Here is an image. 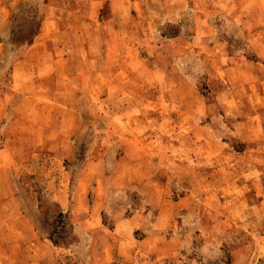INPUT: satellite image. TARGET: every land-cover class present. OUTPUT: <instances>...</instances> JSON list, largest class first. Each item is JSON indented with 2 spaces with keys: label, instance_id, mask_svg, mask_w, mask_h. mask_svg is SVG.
Instances as JSON below:
<instances>
[{
  "label": "rangeland",
  "instance_id": "374dc122",
  "mask_svg": "<svg viewBox=\"0 0 264 264\" xmlns=\"http://www.w3.org/2000/svg\"><path fill=\"white\" fill-rule=\"evenodd\" d=\"M0 264H264V0H0Z\"/></svg>",
  "mask_w": 264,
  "mask_h": 264
}]
</instances>
